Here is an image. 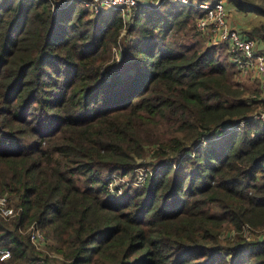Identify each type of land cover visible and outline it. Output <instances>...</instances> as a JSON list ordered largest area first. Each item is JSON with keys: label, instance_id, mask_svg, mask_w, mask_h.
I'll use <instances>...</instances> for the list:
<instances>
[{"label": "trees", "instance_id": "16d2710c", "mask_svg": "<svg viewBox=\"0 0 264 264\" xmlns=\"http://www.w3.org/2000/svg\"><path fill=\"white\" fill-rule=\"evenodd\" d=\"M59 1L0 0V193L20 208L0 264H59L33 223L63 264H264L263 101L201 41L202 11ZM111 174L131 180L112 194Z\"/></svg>", "mask_w": 264, "mask_h": 264}, {"label": "built area", "instance_id": "2783aa9c", "mask_svg": "<svg viewBox=\"0 0 264 264\" xmlns=\"http://www.w3.org/2000/svg\"><path fill=\"white\" fill-rule=\"evenodd\" d=\"M73 1L81 2L84 8L94 15L113 9L120 11L125 18L133 14L134 9L141 4L145 7L152 8L159 7V5L164 3V0H157V4L154 0H62L57 2L56 8ZM171 1L180 2L183 5L192 4L190 6H195V8L200 9L202 14L196 18V26L200 31L207 34V41L217 45L219 48L225 47L229 52L230 61L233 64L237 65L241 71L251 72L253 76L258 77L260 82L259 98L263 101V104L256 111L254 117L264 121V40L257 35L243 34L237 27L228 23L227 17L229 9L225 0H201L196 5H194L193 0ZM113 50L115 52L114 55L119 59L122 55L121 50L116 47H113ZM136 171L140 173L137 175L136 180H138V183L143 184L148 169L137 168ZM118 177L121 176H111L109 181L108 189H110L109 191L112 194L117 191L116 188L119 185L127 182L121 178L118 179ZM19 211L20 208H16L11 203L10 195L0 193V216L5 219H11ZM28 232L30 233L31 241L38 249L43 250L45 248L46 252L51 256L62 258L58 253L49 249L48 246L53 240L44 234L37 223H33L28 228ZM229 233L232 234L234 232ZM9 256L10 250L8 248H0V259H5Z\"/></svg>", "mask_w": 264, "mask_h": 264}, {"label": "rangeland", "instance_id": "374dc122", "mask_svg": "<svg viewBox=\"0 0 264 264\" xmlns=\"http://www.w3.org/2000/svg\"><path fill=\"white\" fill-rule=\"evenodd\" d=\"M154 1H156V4H157V0H154ZM168 1H170V2H172L171 0H164V3L163 4H165L166 2H168ZM199 1H201V0H193V3H194V5H196V3H198ZM225 1H227L226 2V4L228 3V2H230V0H225ZM247 1H249V2H252V3H255V4H258L259 6H261V7H264V0H247ZM79 2V1H78ZM174 3H178V4H181L180 2H175V1H173ZM82 6H83V4L81 3V2H79ZM162 5V4H161ZM161 5H159V7L161 6ZM190 5H192V4H190ZM189 4H187V5H185V6H190ZM228 5H229V3H228ZM234 5V4H233ZM195 7V6H194ZM228 7V6H227ZM230 7V6H229ZM255 13V12H254ZM256 15H258V13H255ZM259 15H261V14H259ZM258 15V16H259ZM262 16H264V15H262ZM261 19V18H260ZM260 19H257V22H256V24H255V26H253V27H261V25H264V17H263V20H260ZM240 23H242L241 21H240ZM253 27H249L248 28V31H251L252 32V29H253ZM197 30L200 32V39H201V41L204 43V44H210L207 40V34L205 33V32H202V31H200L198 28H197ZM262 31H264V30H262ZM255 32V31H254ZM253 33V32H252ZM256 34H258L257 36H260V37H264V33H259V32H256ZM212 44V43H211ZM217 47V50H218V52H219V54H218V57L222 60V61H225V63H227V61H229L230 62V59H229V52H228V50L225 48V47H221V48H219L218 46H216ZM114 50H113V55H112V53H111V55H110V60L112 59V57L114 56ZM112 61V60H111ZM230 64H231V62H230ZM232 65V71H234L233 72V74H232V77H231V79H232V81L235 83V84H237L238 86H239V88L245 93V94H248L249 96H260V82H259V79H258V77H256V76H253V74L251 73V72H245V71H241L238 67H237V65H235V64H231ZM222 138L223 137H221V136H219V137H215L214 139H216V141H218V142H220L221 140H222ZM208 141H205V143H207ZM152 152H153V148L151 147V148H149V150L147 151V155L145 156L146 157V162L147 161H149L150 159H152L153 157H150L151 155H154V154H152ZM145 169H148V168H150L148 165H145V167H144ZM137 172V171H136ZM115 174H117V173H115ZM140 173L139 172H137V174H135L134 176H135V179H136V177H137V175H139ZM112 175H114V174H111L109 177H111ZM123 179V180H125V181H130L131 180V176L129 175V174H126V175H121V177H118V179ZM122 181V180H121ZM117 182L118 183H120L119 182V180H117ZM131 183H133V184H136V185H141L140 183H138V180H135V181H133L132 182V180H131ZM120 190H119V193H121V188H119ZM110 190V189H109ZM110 192V191H109ZM45 234V233H44ZM46 235V234H45ZM47 249V248H46ZM49 250V249H48ZM41 251H43V252H46V250H45V248L43 249V250H41ZM56 259H58V263L59 264H63L62 263V261L63 260H61L60 258H56Z\"/></svg>", "mask_w": 264, "mask_h": 264}, {"label": "crops", "instance_id": "0c3cea01", "mask_svg": "<svg viewBox=\"0 0 264 264\" xmlns=\"http://www.w3.org/2000/svg\"><path fill=\"white\" fill-rule=\"evenodd\" d=\"M228 3H227L228 9H229L228 17H227L228 23L231 24L232 26L237 27L243 34L258 35L256 33H252L251 31H248V28L255 26L257 19L261 18L260 20H263L264 16L259 15V14L258 16L254 12L241 11L235 5H233L231 1ZM240 21L242 23H240ZM260 38L264 40V37H260ZM229 59H230V55H229Z\"/></svg>", "mask_w": 264, "mask_h": 264}]
</instances>
